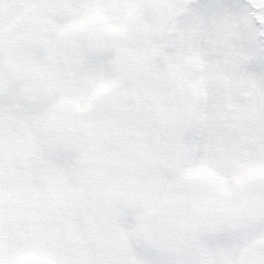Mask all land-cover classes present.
Instances as JSON below:
<instances>
[{"label": "snow or ice", "instance_id": "1", "mask_svg": "<svg viewBox=\"0 0 264 264\" xmlns=\"http://www.w3.org/2000/svg\"><path fill=\"white\" fill-rule=\"evenodd\" d=\"M0 264H264V0H0Z\"/></svg>", "mask_w": 264, "mask_h": 264}]
</instances>
